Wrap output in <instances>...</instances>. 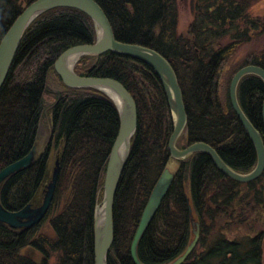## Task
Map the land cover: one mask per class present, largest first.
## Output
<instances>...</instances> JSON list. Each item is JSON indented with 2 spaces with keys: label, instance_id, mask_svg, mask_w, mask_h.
<instances>
[{
  "label": "trees",
  "instance_id": "16d2710c",
  "mask_svg": "<svg viewBox=\"0 0 264 264\" xmlns=\"http://www.w3.org/2000/svg\"><path fill=\"white\" fill-rule=\"evenodd\" d=\"M35 1L0 0V43ZM95 1L118 41L151 48L173 66L188 114L177 147L183 150L203 142L234 171H253L257 152L232 107L229 89L240 69H264V46L231 65L244 46L264 37V16L249 11L259 0H195L187 34L178 32V0ZM97 37L92 18L74 8L50 10L24 33L0 90V172L33 150L45 121L51 134L36 163L4 183L1 203L11 212L32 203L45 182L51 155L58 150L60 174L50 210L40 224L25 231L0 224V264H95V212L103 199L120 115L103 91L67 87L55 62L70 48L94 44ZM75 72L119 81L138 108V127L114 204L115 239L108 264H135L134 235L155 184L172 162L178 164L176 177L139 243L141 262L169 264L187 250L193 238L189 199L201 235L183 264H264V173L256 181L241 183L223 174L206 153L174 159L169 149L172 112L160 78L147 64L110 51L82 56ZM51 79L58 80L60 88L53 90ZM237 95L264 140V80L246 75ZM46 224L53 236L41 231ZM239 228L248 233L228 236ZM25 249L39 253L41 261L24 255Z\"/></svg>",
  "mask_w": 264,
  "mask_h": 264
},
{
  "label": "water",
  "instance_id": "95a60500",
  "mask_svg": "<svg viewBox=\"0 0 264 264\" xmlns=\"http://www.w3.org/2000/svg\"><path fill=\"white\" fill-rule=\"evenodd\" d=\"M56 8H74L83 11L92 18L98 29L97 41L94 44L70 48L57 59L55 62L56 72L67 87L94 88L106 93L116 104L120 115V130L106 169L103 199L95 212V264H108V256L115 239L114 204L129 159L131 141L138 127V108L131 93L119 81L111 78L85 77L77 74L75 65L82 56L101 55L111 51L133 57L147 64L156 72L163 84L173 116L174 129L169 140V149L174 159L184 160L194 153L203 152L210 156L215 166L223 174L237 182L250 183L262 176L264 173V140L262 134L243 112L238 101L237 90L240 81L246 75L255 74L264 80V69L254 65L246 66L234 75L230 84L229 94L232 107L253 142L258 156L257 166L253 171L246 174L238 173L231 169L209 144L198 142L183 150L177 147L178 139L186 131L188 114L183 90L173 66L162 54L151 48L118 41L109 18L95 0H37L29 5L17 18L0 43V90L7 79L25 31L41 15ZM41 155L38 154L36 141L35 147L27 156L4 168L0 172V193L7 180L32 167ZM59 174L60 158L56 161L44 199L38 206H34L32 202L20 211L11 212L3 206L0 199V224L19 231L29 230L40 224L48 214L54 200ZM175 177V171L167 167L151 192L131 244V256L135 264H143L138 254L139 243L168 195ZM189 201L188 199L193 238L187 250L169 264H183L186 262L200 240V224L193 215Z\"/></svg>",
  "mask_w": 264,
  "mask_h": 264
},
{
  "label": "rangeland",
  "instance_id": "374dc122",
  "mask_svg": "<svg viewBox=\"0 0 264 264\" xmlns=\"http://www.w3.org/2000/svg\"><path fill=\"white\" fill-rule=\"evenodd\" d=\"M195 0H178L179 4V23H178V32L180 34H187L190 28L191 23L194 19V12H193V3ZM250 13L253 16L262 17L264 16V0H259L256 3L253 4V6L250 8ZM264 46V37L260 38L259 40H254L251 42V44L244 46L236 58L231 62V65L235 64L236 62H239L242 58H244L250 51L257 50ZM230 66L225 69V78L224 83L227 80V77L230 73ZM52 89L57 90L59 87V81L51 79ZM55 84V85H54ZM231 84V83H230ZM51 134V128L49 126V120L46 123V121L42 124L38 138H37V151L38 154H41L48 144V140L50 138ZM61 150L55 151L51 155L50 163H49V170L45 179V182L43 183V186L40 188L39 192L37 193V196L35 197L33 204L34 206H38L42 203L45 195V191L47 190V186L49 185V182L52 179L53 170L56 164V161L60 158ZM178 164L176 162H172L169 167L171 170L175 171ZM264 229V227H263ZM43 233H46L50 236H53L54 233L48 226V224L44 225L41 229ZM248 231L245 228H239V229H233L231 231H228L227 234L230 238H236L243 235H246ZM24 255L31 257L37 261H41V255L37 252H35L32 249H25L23 251ZM52 262L54 263L55 260L53 259Z\"/></svg>",
  "mask_w": 264,
  "mask_h": 264
},
{
  "label": "bare ground",
  "instance_id": "6f19581e",
  "mask_svg": "<svg viewBox=\"0 0 264 264\" xmlns=\"http://www.w3.org/2000/svg\"><path fill=\"white\" fill-rule=\"evenodd\" d=\"M116 98V97H115Z\"/></svg>",
  "mask_w": 264,
  "mask_h": 264
}]
</instances>
